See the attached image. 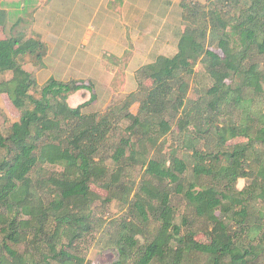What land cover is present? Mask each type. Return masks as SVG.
<instances>
[{
	"label": "trees",
	"instance_id": "1",
	"mask_svg": "<svg viewBox=\"0 0 264 264\" xmlns=\"http://www.w3.org/2000/svg\"><path fill=\"white\" fill-rule=\"evenodd\" d=\"M180 7L175 53L99 113H82L97 100L91 81L38 89L23 65L42 66L39 35L0 39V94L19 113L0 135V264H91L93 235L113 264H264V0ZM81 91L90 99L70 107ZM111 203L125 214L107 221Z\"/></svg>",
	"mask_w": 264,
	"mask_h": 264
},
{
	"label": "rangeland",
	"instance_id": "2",
	"mask_svg": "<svg viewBox=\"0 0 264 264\" xmlns=\"http://www.w3.org/2000/svg\"><path fill=\"white\" fill-rule=\"evenodd\" d=\"M0 0V10H6L9 13L8 20L6 19V27L0 26V39L6 38V35L15 34L17 32H24L27 35H31L30 28L32 25L33 15H40L41 13H45L51 18V20L57 22L59 20L56 16L57 11L59 10L57 3H52L50 0ZM84 0H82L83 2ZM123 1V0H122ZM160 1V0H159ZM171 0H168L169 2ZM193 2L205 3L207 0H192ZM47 2V3H46ZM108 2L112 3V0H91L90 2V10L91 3H95L98 6L96 9L99 13L97 15H93L91 11H88V15L85 17L83 21L77 20L78 24L76 28H78V33L67 32L61 33L60 38H63L64 42L69 43L68 50L64 56L55 57L52 59H48V61L44 62L42 66L38 69L32 68V66L28 64H24L23 68L26 71L33 72L35 78L38 83V89L44 85L48 79L53 78L60 81H69V80H82L85 82H90L94 86V93L97 97V100L84 108L83 114L90 113H99L105 111L108 107L118 105L132 92L136 90V71L144 66L152 62L154 59L147 57H136L135 51L138 43L132 41V36H129V40L125 41V45L127 44L128 49L125 55L121 58H117L116 52H113L111 55L107 48V43H104L101 39L100 34L96 29H98L97 25L101 23L102 17V9L100 7L101 4H108ZM179 3L181 0H173L171 6L174 3ZM119 4V2H116ZM67 5V4H66ZM69 8L71 7V3H68ZM124 5V3H123ZM167 6V4H165ZM170 5V3H169ZM82 5H79L77 9H82ZM117 7H108V10L113 11ZM170 8V7H169ZM168 8V11L170 12ZM34 9V11H33ZM172 9V7H171ZM68 10H65L64 14L66 17L69 16ZM173 13V12H172ZM44 15V14H43ZM157 16V12H156ZM175 14H171L169 22L174 18ZM61 17L62 25L64 23L65 26L68 25V20ZM73 18H75L73 16ZM17 20H21L18 21ZM74 19H72L73 21ZM182 22V20H181ZM173 26V23L172 25ZM183 24L179 25V29H182ZM179 30V32H180ZM72 35V36H70ZM91 35L93 38V43L96 38L97 44L96 47L100 48L101 54L108 56L103 59L92 57L90 53V48L93 49V46H90L88 43V37ZM119 35H116L118 37ZM123 37V36H122ZM171 40V39H170ZM123 40H120V44H122ZM169 41V38H168ZM105 44V46H104ZM217 54H220V51L216 48H211ZM94 51H98V49H94ZM172 51H170L171 53ZM199 69V68H198ZM110 81V83L105 82ZM111 76V77H110ZM5 78V77H4ZM0 77V82L4 79ZM201 84H198L194 81L191 82V87L188 93L189 98L195 97L194 89L198 88L196 85L205 86L207 83L206 79L201 78ZM90 99V93L81 91L72 96H70L67 100L70 107L75 108L78 105L87 102ZM138 103H134L130 111L133 114H136L138 111ZM19 113L12 106L9 99L6 95L0 94V135L5 134L6 127L8 123H13L18 121ZM171 141V139L169 140ZM137 174V173H136ZM249 182L247 180H240L237 183V189L241 190L245 186H248ZM91 190L97 193L102 198L106 195V193L92 185ZM176 205H180L181 202L179 199L174 200ZM100 205V203H98ZM264 204L257 203L254 208L256 211L262 210ZM125 214L124 209L118 203H111L104 210L103 217L107 221L117 220L121 218ZM258 216V215H257ZM256 221L251 223V228L255 226ZM201 225L197 226V229H200ZM107 230V227L105 228ZM100 236L93 235L88 238L87 252H86V260L91 264H113L117 260L116 251L111 247H104V241H100Z\"/></svg>",
	"mask_w": 264,
	"mask_h": 264
},
{
	"label": "crops",
	"instance_id": "3",
	"mask_svg": "<svg viewBox=\"0 0 264 264\" xmlns=\"http://www.w3.org/2000/svg\"><path fill=\"white\" fill-rule=\"evenodd\" d=\"M50 1L53 4H58L59 10L56 13L57 18L60 19L58 24L55 25L57 22L54 20L52 21L45 12L43 13L44 15L42 13L40 15H33L34 17L30 28V32L34 35H39L47 46V54L43 63L48 61L50 57H52V59L55 57L60 58V56L66 54L70 44L64 42V40H62L63 38H60L61 33L67 31L77 34L78 28L76 27L79 25L77 20L83 21L86 19L85 17L88 15L87 10L91 11L94 16L100 12L97 11L96 8L98 6H96L95 3H91L90 10L91 0H84L83 2L82 0ZM167 1L168 0H112V3L108 2L106 5L101 4L100 7H103L101 13L103 19L101 23L97 25L98 29H96V31L99 32V37H101L103 42L107 43V48L109 52H111L110 55L116 52L117 58L123 57L128 49L127 44L124 46V42L129 40V36H132V41L138 43L136 51L134 52L136 57L142 56L155 59L158 56H172L175 53V46L179 35L180 29L178 27L182 24V9L180 7V2L178 4L175 2L173 6H171L173 0ZM116 2H119V4ZM68 3L72 4L70 8ZM165 4H167V6ZM79 5H82L83 8L77 9ZM109 6L117 8L110 11L108 10ZM65 10H68V17L65 15L63 17ZM172 12L175 16L171 22H169L170 16L173 14ZM73 16L75 18H73ZM61 17L69 21L67 26H65L66 23L62 25ZM72 19L74 20L72 21ZM172 23L173 26H171ZM116 35L119 36L116 37ZM97 39L99 38H96L94 43L91 35H89L87 39L89 45L93 46V49L90 48L89 50L91 56L100 59L108 57L101 54L100 48L96 47ZM120 40H123L121 42L122 44H120ZM94 49H98L100 53L94 51ZM170 51L172 52L170 53ZM106 78H109V76L105 77L104 84L107 82L110 83V81H106Z\"/></svg>",
	"mask_w": 264,
	"mask_h": 264
}]
</instances>
